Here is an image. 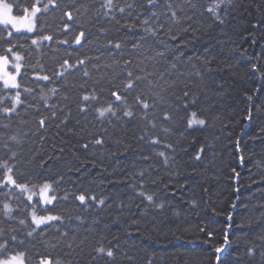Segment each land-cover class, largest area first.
<instances>
[{
	"label": "trees",
	"instance_id": "16d2710c",
	"mask_svg": "<svg viewBox=\"0 0 264 264\" xmlns=\"http://www.w3.org/2000/svg\"><path fill=\"white\" fill-rule=\"evenodd\" d=\"M47 2L42 0L41 6ZM57 2L58 9L38 13L42 32L39 26L35 33L17 34L13 30L10 38L7 31L0 32L5 38L0 40V54L10 46L7 42L10 39L16 46L14 51L25 57L21 63L27 66V75L22 84L34 89L33 95H23L25 104L19 106L18 115L9 119L0 114V162L15 165L16 178L21 182L27 179L22 172L34 173L35 184L43 179L59 180L62 176L63 180L53 185L55 193H51L61 199L54 201V206L41 205L49 212L38 214L61 215L64 219L62 224L54 221L55 227H46L43 237L35 234L27 237L30 227L20 225L19 219L24 218L33 226L32 209L24 207L29 202L19 190L2 187L0 243L7 240L10 250L24 251L25 264H39L43 256H50L53 262L60 259L63 264H264V0H233L227 8L221 5L218 11L224 18L223 24L206 11L213 0H192L196 9L185 0H170L179 16L191 17L182 21L188 31L179 33L176 40L163 32L159 37L179 49L175 55L180 59L175 61L172 51L164 59H146L163 50V46L154 43L155 38L139 28L121 27L104 16L102 10L97 14L103 0ZM24 3L30 5L37 0ZM74 8L80 11L73 12L75 21L69 23L77 32L83 25L87 33L83 46L69 48L53 43L58 52L48 47L37 51L31 39L38 35L53 34L56 39H64L61 17L64 11ZM150 10L165 11L163 0ZM116 18L121 19L118 11ZM20 35L27 38L20 39ZM108 40L121 41L123 47L118 50L104 47ZM134 44L139 47L134 48ZM85 56L91 58L88 63L91 79L73 73L67 77L69 87L61 88V93L51 100L67 104L65 112L71 110V119L57 129L56 124L63 119V114H58L55 120L50 119L46 130L40 129L39 119L50 113L39 101L40 89L32 82L34 73L44 74L40 71L43 65L44 72L51 75L58 70L57 61L68 58L74 63ZM114 60L119 65L105 67ZM124 60L130 64L125 66ZM172 63H176V70L170 68ZM253 64L257 66L255 71ZM128 71L146 77L137 82V88L128 97L129 103H133L136 94L143 93L154 104L149 113L156 119L157 128H145L139 119L142 115L139 108L135 119L113 120L112 124L107 119H96L93 108H89L86 116L78 113L79 93L91 91L94 80L118 74L112 83L120 85ZM85 80L84 89H80ZM149 80L155 85L151 90ZM63 84L64 80H60L48 87ZM65 91L73 97L71 101L62 100ZM184 91L189 92L188 97H183ZM112 99L105 92L103 102ZM10 103L7 102L9 106ZM185 103L187 109L183 108ZM28 104L33 107H27ZM164 111L174 114V123L165 125L172 128L169 134L160 131ZM191 112L205 119L206 125L188 129L187 117ZM249 112L250 118L245 119ZM146 131L149 135L141 141L139 137ZM17 133L19 143L9 139ZM41 136L47 139L42 141ZM152 136H158L161 144L150 145ZM94 138H103V145H90L84 151L81 145ZM165 143L173 144L175 151L166 149ZM160 151L171 157L167 166L157 155ZM13 153L15 158L10 159ZM198 153L200 160L195 159ZM42 159L47 161L44 168L40 167ZM4 171L0 169V183ZM141 171L143 177L138 175ZM81 191L95 195L97 200L104 199L105 203L99 205L89 200V207L80 205L74 196ZM140 191L153 195L154 202L140 196ZM66 192L73 194L68 200L62 199ZM38 200V196H33V202ZM4 203L12 208L10 216L4 214ZM201 228L205 231L201 232ZM62 232L67 236L61 237ZM208 232L213 235L209 237ZM11 235H16L17 242H11ZM20 240L24 244H19ZM45 241L56 247H49ZM101 245L111 247L114 257L98 255L95 248ZM222 245V252L216 253L215 248ZM249 248L254 249L252 255L248 254Z\"/></svg>",
	"mask_w": 264,
	"mask_h": 264
},
{
	"label": "snow or ice",
	"instance_id": "6c2138e0",
	"mask_svg": "<svg viewBox=\"0 0 264 264\" xmlns=\"http://www.w3.org/2000/svg\"><path fill=\"white\" fill-rule=\"evenodd\" d=\"M42 0H37V3H32L30 5L24 3V0H0V32L7 31V36L10 38L13 36V30L17 34L22 33H35L38 26L43 31V25H38L39 16L38 13H47L50 9H58L59 3L57 0H48L47 3L42 4ZM74 4L75 0H71ZM186 3L193 9H196V3H193L192 0H185ZM233 0H213L211 6H209L206 11L212 15V17L218 21L219 23H224V18L220 15L218 9H220L221 5H225L227 8L228 5H231ZM161 3V0H124L123 4L119 3V0H103L101 4V9L97 10V14L100 11H103V15L106 17H111L115 20L116 24L121 25V27H126L129 30L132 29H141L145 35H151L155 38L154 43L163 46V50L155 51V56L146 57L149 60H155L156 58L164 59L169 51L173 53V60L180 59V56L175 55L179 49H176L174 46H170L167 40L160 39V35L163 32L167 35L171 40H176L177 36L181 32H187L188 28L183 26L182 21L185 19H191V17L179 16L177 14L176 9L173 7V3L170 0H163V6H165V11H154L150 9H156L157 5ZM23 4V7L21 5ZM81 7H84L81 5ZM86 10V9H85ZM79 12V8H74L72 10H66L63 12V16L61 17L62 21V32L64 34V39H56L53 34H43L38 35L35 38L31 39V44L36 47L37 51L42 50L44 47L52 48L54 52H58L59 48H53V43L57 45H66L71 48L73 45L83 46L84 41L87 40V33L84 30L83 25H80V30L77 32L75 29L71 28V24L69 22L75 21V17L73 12ZM121 14V19H123V23L121 24V19L116 18V12ZM14 12H19L22 14H14ZM64 17L67 19L64 20ZM130 18V19H129ZM163 18V19H162ZM139 21V23H137ZM190 27V25H189ZM256 25L253 24V28ZM173 28H175V32H173ZM71 29V32H70ZM101 31H107V29H101ZM74 34V38L69 39V36ZM20 39H26L25 35H20ZM3 36H0V40H4ZM144 39V36H141V40ZM48 41L52 42L45 45L43 42ZM9 43V47L3 50V53L0 54V114L7 118H11L12 115H18V108L21 105L25 104V99L22 98L24 94L33 95L34 89L22 84V79L27 75V66L22 64L21 61L25 59L18 51H14L15 45L11 44V40L7 41ZM91 42V41H89ZM111 46L114 49H121L123 47V42L113 40H108L107 45L104 47ZM23 47V45H21ZM134 48L139 47L138 44L133 45ZM10 54V55H9ZM71 55L70 53L68 54ZM96 59H99L97 57ZM91 60L90 57L85 56L84 58L77 59L74 63H71L68 58H64L62 62L57 61V69L53 71L51 75L44 72L43 65L40 66L41 73H34L33 83L37 84V87L40 89L39 93V101L43 102V108L47 109L50 113V116L44 114L38 121L39 128L42 130H46V125L49 123L50 119L55 120L58 114H63V119L56 124V128L59 129L61 125H66L67 122L71 119V110L67 108V104H59V103H51L53 97L59 95L61 93V88H68L67 77L73 75V73H82V76L85 78L91 79V73L88 69V63ZM119 61L114 60L113 64L105 65V67H115L119 65ZM143 63V61H141ZM123 64L125 66L130 64L129 60H124ZM93 67H97L93 65ZM22 68L24 71L22 72ZM172 70L177 69L176 63H172L170 65ZM193 69L195 70V65H193ZM143 71V69H141ZM252 70H257V66L255 64L252 65ZM197 76L200 75L198 70L195 71ZM118 74H114L110 79L106 78V76H101L99 79L93 81V86L91 91H82L79 93V99L77 101V111L81 114H87L89 108H93L96 113V119L98 120H108L109 124L115 121H122L125 118L135 119L136 118V109H142V115H140L139 119L141 122H144V126L146 129L157 128V121L150 117L149 110H154V104H150L148 99L144 96L143 93L136 94L133 97V103H129V95L132 94L133 90L137 88V82L143 81L146 79L145 76L134 75L132 71H128L126 73L125 79L121 80L120 85H115L112 83L113 79H116ZM64 80L63 85L48 87L49 84H56L57 81ZM44 81L46 84L41 86L38 82ZM81 83L79 85L80 89H84L85 84ZM107 84L109 87H105ZM148 85L150 86V90L155 85L152 84V81H148ZM72 87H75L74 85ZM21 89L23 91H21ZM108 92V94L114 99L104 103V94ZM14 93V94H13ZM158 95V94H157ZM189 92L184 91L183 97H188ZM73 97L65 91L62 95L63 101H71ZM249 100L252 99L251 96L248 97ZM10 101V106L7 102ZM94 105H98L93 107ZM27 107H33L32 104H28ZM188 105L185 103L183 108L187 109ZM37 111H40L37 108ZM177 114L179 112V106H177L176 110ZM249 115L245 117V119L250 118ZM179 119H183V117H179ZM79 122V121H77ZM174 123V114L169 111H164L162 114V121L160 123V131L164 134H169L172 131L170 126ZM206 120L198 117L196 112H191L187 117V128L191 129L194 125L205 126ZM115 125H113L114 127ZM7 127V125H4ZM69 132L72 129H68ZM264 131V129H262ZM148 132L146 131L144 135H141L139 139L141 141L145 140V137L148 136ZM181 136L184 135L183 132L180 133ZM19 133L14 134L9 137L10 140H13L19 143L18 139ZM47 137L41 136V140L45 141ZM104 143L103 138H94L89 142H85L81 145L84 151H87L91 146H102ZM119 143V141H117ZM150 145H159L161 144V140L158 136H152L149 139ZM164 147L166 149H172L175 151L174 145L171 143H165ZM203 150V149H202ZM201 150V151H202ZM63 151V149H61ZM160 157L163 158L164 164L167 166L171 157H169L165 151H160L157 153ZM15 158V153L12 154L10 159ZM147 158V157H146ZM196 160H200L201 156L198 153L195 157ZM47 166V161L42 159L40 161V167L44 168ZM0 169H6L3 174V182L0 183V188L9 187L13 189L19 190L22 194H27L26 199L29 202L24 207H30L32 209L31 216V225L27 224L26 219H19V224L22 226L30 227V230L27 231V237H33L35 235H39L43 237L45 235L46 227H55L52 224L54 221H58L61 224L63 223V217L61 215H51V214H38L39 212H49L47 207L41 208V205H53L54 201L61 199L55 194L50 195V193H55L54 184H59L63 177L61 176L59 180H52L51 182L48 179H43L39 184H35L32 182V175L34 173H21V175H27V179L23 182L19 181L16 178V166L9 165L8 161L0 162ZM139 176L143 177L144 171L138 173ZM39 179V177H38ZM38 187L39 189V200L33 202V196L36 195L35 189ZM73 194L66 192L62 197L64 200H68ZM140 196H144L145 199L149 202H154L153 195H145L143 191L139 192ZM75 200L79 201L80 205H84L85 207H89V200L95 201L99 205H103L105 203L104 199L97 200L95 195L89 196L87 192L81 191L79 194L74 196ZM19 199V197H17ZM157 207H161L162 205H156ZM3 210L5 215H11L12 208L8 203H4ZM77 219H80L77 217ZM231 219V215L229 216ZM201 232L205 231L204 228L200 229ZM3 234V229H0V235ZM61 237H66L67 233H60ZM213 235L212 232H208V236L211 237ZM264 239V238H262ZM11 242H17L16 235H11ZM49 247L55 248L56 244H52L50 242L45 241ZM229 243L227 239V233L225 235L224 244L227 245ZM19 244H24L23 240L19 241ZM71 246V245H69ZM223 250V245L215 248L216 253H221ZM254 249L249 248L248 254L252 255ZM95 252L98 255H106L108 258H113L115 253L111 247L107 249L104 246H99L95 248ZM25 256L26 253L24 251H12L9 248V242L5 240L3 243H0V264H25ZM96 259V257H93ZM217 261L220 260V257L217 256ZM39 264H63V261L60 259H56L55 262L50 258V256L41 257Z\"/></svg>",
	"mask_w": 264,
	"mask_h": 264
},
{
	"label": "rangeland",
	"instance_id": "374dc122",
	"mask_svg": "<svg viewBox=\"0 0 264 264\" xmlns=\"http://www.w3.org/2000/svg\"><path fill=\"white\" fill-rule=\"evenodd\" d=\"M10 55V54H9ZM35 192H36V195H34V196H38L39 197V189H38V187L35 189ZM25 196L27 195V194H24ZM50 195H52L51 193H50ZM9 204V203H8ZM10 206V205H9ZM31 213V212H30ZM31 217V216H30Z\"/></svg>",
	"mask_w": 264,
	"mask_h": 264
}]
</instances>
